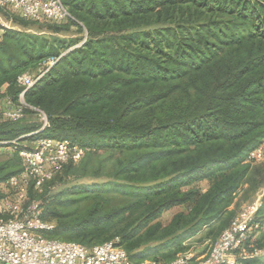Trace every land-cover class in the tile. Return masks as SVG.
Listing matches in <instances>:
<instances>
[{"label":"trees","instance_id":"trees-1","mask_svg":"<svg viewBox=\"0 0 264 264\" xmlns=\"http://www.w3.org/2000/svg\"><path fill=\"white\" fill-rule=\"evenodd\" d=\"M62 1L67 20L24 19L80 25L85 42L75 49L78 39L0 34V99L18 105L19 77L55 61L24 94L23 116L0 119V148L14 147L0 152V199L1 184L23 171L19 149L33 145L39 125L29 117L45 113L39 136L87 148L42 191L29 188L55 222L48 237L89 247L118 240L135 262L160 261L162 251L170 262L207 225L231 224L239 194L264 187V158L247 161L264 140V0ZM100 176L109 179L54 188ZM201 179L206 191L192 187ZM186 202L189 212L158 220ZM256 221L264 248V196Z\"/></svg>","mask_w":264,"mask_h":264},{"label":"built area","instance_id":"built-area-1","mask_svg":"<svg viewBox=\"0 0 264 264\" xmlns=\"http://www.w3.org/2000/svg\"><path fill=\"white\" fill-rule=\"evenodd\" d=\"M0 8L37 22L64 21L72 17L62 0H0ZM5 26L0 23V34ZM51 59L34 75L23 74L18 81L24 87L20 103L12 98L0 99V119L18 120L23 116L24 94L44 76L54 64ZM42 130L49 124L41 113ZM31 135V134H29ZM16 142V141H13ZM87 148L67 138L41 137L31 147H22L23 171L1 184L0 199V264H242L261 250L255 236L261 229L256 214L262 204L251 201L223 230L219 239L205 254H183L162 263L154 259L135 262L118 240L94 246L48 237L55 222L44 216L41 200L31 199L29 188L42 191L46 182L60 172L68 162H79ZM264 158V140L250 151L247 161L256 163Z\"/></svg>","mask_w":264,"mask_h":264},{"label":"rangeland","instance_id":"rangeland-1","mask_svg":"<svg viewBox=\"0 0 264 264\" xmlns=\"http://www.w3.org/2000/svg\"><path fill=\"white\" fill-rule=\"evenodd\" d=\"M0 23L5 26L7 29H15L20 31H25L27 33H33L38 35H44L51 39L55 37L60 38H66L67 40H74L78 39L79 42L76 44L71 45L67 50L70 51L72 49H75L79 45H82L85 42V37H82L83 34H85L84 28H82L78 24L74 23H67V22H47V23H36L31 22L28 20H25L17 13L11 12V11H5L0 8ZM2 34V33H1ZM32 71V72H31ZM27 72H31L32 75L36 74L35 70H30ZM6 89V85L2 87V91ZM32 120L35 121L36 124L39 125V127L33 131L31 135H34L33 139H31V143H34L37 139L41 138L39 134L42 132V126L41 124L42 117L38 115H33ZM0 152L3 157H6L8 154H12L14 152V147H8V148H0ZM109 178L107 176H100V177H71L70 179L66 180L63 183H60L56 185L54 188L56 191L62 189L67 186H81V185H90L94 183H99L103 181H107ZM210 186V181L208 179H201L199 181L194 182L192 187L198 188L201 191H206V189ZM253 192H245L240 196V194L237 196L239 209L237 211V214L240 213L243 208L249 204L251 201H258L262 204V199L264 196V187L257 192V194L253 197ZM191 208L190 203H183V204H176L162 212L158 220H160L163 224H168L172 218L180 212H189ZM233 208V207H231ZM236 214V216H237ZM235 216V217H236ZM234 217V218H235ZM233 218V220H234ZM232 220V221H233ZM231 221V222H232ZM230 224V223H229ZM228 224V225H229ZM225 226L223 229H220L221 224L220 222H214L209 225H207L204 229H202L200 232H198L196 235L190 237L189 239H186L184 242V245L187 247L185 251L178 253V255L175 256L178 257L179 255L183 254H193L195 256H199L202 254H205L209 251L211 246L219 239L222 231L228 227ZM262 231V230H261ZM260 235V233H259ZM256 243V241H255ZM257 244V243H256ZM263 252H264V248ZM166 252V251H165ZM255 256L253 258L259 257ZM262 258L264 259V255L262 254ZM152 258V257H149ZM174 258V259H175ZM137 258H132V260H136ZM161 262L167 261L166 257L163 256V251L158 255V258ZM251 259V258H250ZM248 259H243L242 264H245L244 261Z\"/></svg>","mask_w":264,"mask_h":264},{"label":"crops","instance_id":"crops-1","mask_svg":"<svg viewBox=\"0 0 264 264\" xmlns=\"http://www.w3.org/2000/svg\"><path fill=\"white\" fill-rule=\"evenodd\" d=\"M261 229H262V227H261ZM261 229L257 232V234H256V236H255V241H256V239H257L259 233H261ZM255 245H256V247H257V244H256V243H255ZM257 248L261 250L260 254H258V255H260V256H262V254L264 255L263 249H262V248H259V247H257Z\"/></svg>","mask_w":264,"mask_h":264}]
</instances>
